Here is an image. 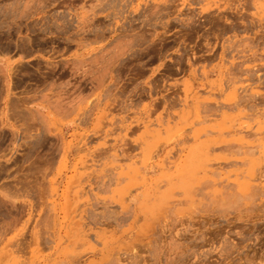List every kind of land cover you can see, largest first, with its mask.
Masks as SVG:
<instances>
[{
	"label": "rangeland",
	"instance_id": "1",
	"mask_svg": "<svg viewBox=\"0 0 264 264\" xmlns=\"http://www.w3.org/2000/svg\"><path fill=\"white\" fill-rule=\"evenodd\" d=\"M133 263L264 264V0H0V264Z\"/></svg>",
	"mask_w": 264,
	"mask_h": 264
},
{
	"label": "crops",
	"instance_id": "2",
	"mask_svg": "<svg viewBox=\"0 0 264 264\" xmlns=\"http://www.w3.org/2000/svg\"><path fill=\"white\" fill-rule=\"evenodd\" d=\"M10 59H11V62H13V64L19 63L21 61L20 56H15V57L12 56Z\"/></svg>",
	"mask_w": 264,
	"mask_h": 264
},
{
	"label": "bare ground",
	"instance_id": "3",
	"mask_svg": "<svg viewBox=\"0 0 264 264\" xmlns=\"http://www.w3.org/2000/svg\"><path fill=\"white\" fill-rule=\"evenodd\" d=\"M17 1V0H16ZM34 1V0H33ZM26 3V2H25ZM42 3V2H41ZM17 4V3H16ZM65 4V3H64ZM37 5V4H36ZM98 6V5H97ZM156 7V6H155ZM154 7V8H155ZM16 8V7H15ZM22 8V7H21ZM70 10V9H69ZM101 10V9H100ZM22 12V11H21ZM160 15V14H159ZM54 19V18H53ZM88 21V20H87ZM89 23V22H88ZM81 30V29H80ZM139 34V33H138ZM152 37V36H151ZM134 38V37H133ZM30 41V39H29ZM127 41V40H126ZM127 49V48H126ZM124 50V49H123ZM122 52V51H121ZM126 53V52H125ZM119 58V57H118ZM24 102V101H23ZM31 139V138H30ZM256 211V210H255ZM9 229V228H8ZM190 235V234H189ZM202 236V235H201ZM204 239V238H203ZM171 248V247H170ZM181 249V248H180ZM262 250V249H261ZM184 255V254H183ZM239 256V255H238ZM178 259V258H177ZM248 262V261H247ZM134 264V263H133Z\"/></svg>",
	"mask_w": 264,
	"mask_h": 264
}]
</instances>
